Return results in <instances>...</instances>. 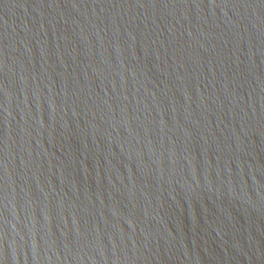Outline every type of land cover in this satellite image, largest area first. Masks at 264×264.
I'll return each mask as SVG.
<instances>
[{"label": "water", "instance_id": "95a60500", "mask_svg": "<svg viewBox=\"0 0 264 264\" xmlns=\"http://www.w3.org/2000/svg\"><path fill=\"white\" fill-rule=\"evenodd\" d=\"M0 264H264V0H0Z\"/></svg>", "mask_w": 264, "mask_h": 264}]
</instances>
